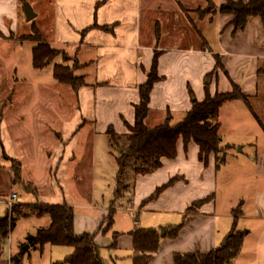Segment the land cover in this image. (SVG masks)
Segmentation results:
<instances>
[{"label":"crops","instance_id":"obj_1","mask_svg":"<svg viewBox=\"0 0 264 264\" xmlns=\"http://www.w3.org/2000/svg\"><path fill=\"white\" fill-rule=\"evenodd\" d=\"M38 1L42 10L51 12L48 36L44 37L42 32L43 38L52 48L68 55L74 49L75 54L70 56L83 65L77 70V76L84 78L85 86L75 91L53 78L57 87L69 93V101L26 98L15 106L13 99L10 104L4 103L0 110V144L11 167L0 165V169L15 171L13 163H17L19 178L14 175L25 189L29 184L36 187L35 180L40 176L54 196L46 205L67 204L74 209V201L69 200H72L71 194L81 193L76 188L81 187L83 171L91 174L95 171L98 138L109 137V129L120 136L129 134L128 126L135 124V107L140 103V87L147 82L156 52L160 53L158 72L162 81L154 86L149 107L150 116L155 115L153 120L157 124L166 119L172 122L176 117L183 118L194 101H204L207 91L212 95L230 93L236 85L248 96L250 106L242 100L226 103L220 111V130L226 127L230 130L233 125V131L237 128L245 136L254 138L260 133L264 136V24L261 18L249 19L244 30L234 32L230 25L232 17L219 13L226 0H217V3L213 0ZM21 4L19 0H0V41L2 35L16 34ZM215 5L218 12L211 15ZM195 9L205 10L206 15L192 20L186 11ZM213 25L219 42L216 49L209 47L207 39ZM9 113L15 126L7 119ZM247 115H252L251 119L254 116L256 124ZM243 117L251 121V127L243 126ZM251 148L255 157L251 158L249 168L256 171L252 184L257 187L259 180H264V142L262 146L252 143ZM162 163L156 172L136 177L134 195L141 203L146 201V206H156L157 211L168 217H186L188 221L176 238H162L160 250L150 264H173L177 253H209L221 246L235 226L231 222L235 212L239 219L250 222L241 253L253 254L252 258L242 261L238 257L232 264H264V192L254 196L247 212L239 210L232 197L225 201L221 190V201L227 206L220 213L215 200L220 168L215 156L205 166L199 160V147L191 142L185 148L180 140L177 158L163 159ZM225 165L226 162L221 166V174ZM170 181L173 184L158 193ZM37 190L42 192L39 187ZM105 216L91 224L92 230ZM220 218L225 220V225L220 226ZM158 224L167 229L175 226L170 219ZM74 229L77 236L83 235L76 218ZM14 232L16 229L9 240ZM28 235L14 244L10 261L18 256ZM106 241L113 242V237ZM249 241L252 245L248 247ZM120 250H126V264H133L131 236L119 240L113 264L123 263V255L117 254ZM3 256L2 251L0 264Z\"/></svg>","mask_w":264,"mask_h":264},{"label":"rangeland","instance_id":"obj_2","mask_svg":"<svg viewBox=\"0 0 264 264\" xmlns=\"http://www.w3.org/2000/svg\"><path fill=\"white\" fill-rule=\"evenodd\" d=\"M213 1L217 3V0ZM26 4L30 5L39 16L32 22H27L24 12L25 5L21 4L17 12L18 26L16 34L10 33L7 36L2 35V40L0 41V110L2 109L3 104L6 102L9 103L11 99H13L14 106L17 102L26 98L32 100L39 98L45 100L64 99L65 101H69V93L63 91L65 89L57 87L58 85H56V82L53 80L52 70H54L56 64H63V60L66 61L65 64H68L70 67L75 68L78 66V70L83 67L78 60L75 61L73 60L74 58L70 56L75 54L73 48L69 51V58L67 55L64 56L61 54L50 66L43 70L36 71L32 67V50L33 47L36 46V43L23 40L36 39L37 36H35L33 32L34 28H37L40 33L43 32L44 37H47V32L49 31V25L51 23V12L47 9L42 10L38 0H27ZM217 10L218 9L215 5L214 8H211L210 14H217ZM186 12L189 13V17L192 20H197L199 17L206 15V11H203L202 9L188 10ZM148 28L149 27L146 29ZM153 28L154 27H152V30ZM214 29L215 27L213 25L209 32H207V39L211 49H216L219 44L217 33ZM15 70H17L16 73ZM78 72L79 71H76L75 74L77 75ZM66 90H70V88L66 87ZM13 105L11 109L14 108ZM154 116L155 115L153 114L146 120V124L150 127L157 125V122L153 120V118H155ZM247 116L250 119L252 118V115L251 117L249 115ZM7 119L10 121L11 126H15L11 113L7 115ZM182 119L183 118L180 117L174 118L171 125L179 123ZM251 120L253 124H256L255 121H253L256 120L254 116ZM219 121L221 123L220 118ZM241 121L243 126L251 127L250 124L252 123L249 119L243 117L241 118ZM29 125L32 126V123L30 122ZM232 128L233 125H231V131L229 130V127H226V130H220L222 138L221 146L230 147V149L226 150V165L223 168L222 174L220 166L218 174V188L217 193L215 194V200L218 212L220 213L221 210L227 206L226 202L221 201V190L223 191L225 201L230 200V197H232V201L233 199L236 200V207H238L239 210L243 209L247 212L252 207V199L254 196L258 192H264V180L260 179L257 184L258 186L254 187L252 182L253 178L256 177V171L255 169L251 170L249 168V166H251V158L255 157V152H252L253 149L251 148V144L255 143L258 146H262L264 142L263 133H260L259 135L257 134L253 138L252 136H245L238 133L236 127L234 131ZM12 129L13 128L11 127V130ZM97 147L98 156L94 168L95 171L92 172V174L90 171H83L81 187L76 188L77 190H81V193L78 191V193L71 194L70 199L72 200L69 201H74L75 203V218L80 229L83 230V235H94L98 233L100 229L106 230L105 236L100 234L96 237V243L100 248L101 257L105 259L108 264H113V261L116 260L115 250H117V248H111L112 242L108 243L106 238L113 237L115 233L120 234L119 240L128 236L130 237V233L138 229H156L161 233V229L164 227L160 228L158 223L161 220L169 219L174 221V227L181 225L184 226V224L186 225L188 221L186 217H168L157 211L156 206L148 207L145 205L142 207L140 198H137L134 195L133 186L124 190L121 197L116 198V178L119 172L116 157L121 149L113 146L109 137H99L97 140ZM108 148L109 150H107ZM0 165H8L11 167L10 162L4 158L1 144ZM17 168V163H13V169L16 170ZM16 176L19 178V175ZM16 176L11 169L0 171V218L7 215L12 202V194L18 196V198L15 199L14 204H46L54 198L51 189L46 187L45 180L41 179L40 176L35 180V185L37 188L39 187L42 189L41 193H39L37 188L32 184H29L26 190ZM131 184H133L132 181ZM221 207L223 208L221 209ZM103 215H106L105 218L103 220L101 219L99 226H96V228L92 230L93 228L91 227V224L93 225V223L97 222ZM110 217H112L113 223L109 228ZM231 222L235 225L234 227L237 231L243 232L244 234L250 229V222L244 219H239V217L237 219H232ZM224 223L225 220L223 219L221 221L220 218V226L225 225ZM48 224L49 219L47 217L19 219L16 232L12 234L10 240L4 245V249L2 250L4 254L2 264H9L11 262L9 260L10 253L14 250V244L17 243V241H23L25 235L28 233L34 234L36 229ZM87 230L89 231L86 232ZM224 242L225 241H223L221 245ZM250 244L252 245L251 241L248 242L247 246L249 247ZM244 250H246V248ZM249 250L253 251V249ZM71 253L72 249L68 247L46 245L43 249L37 248L26 252L22 256L21 264H53L56 262H62ZM117 254L123 255L121 257H124L122 261L123 263L120 264H126V250H120ZM252 254L253 252L249 255L241 253L239 258L241 261L250 259L252 258Z\"/></svg>","mask_w":264,"mask_h":264},{"label":"trees","instance_id":"obj_3","mask_svg":"<svg viewBox=\"0 0 264 264\" xmlns=\"http://www.w3.org/2000/svg\"><path fill=\"white\" fill-rule=\"evenodd\" d=\"M25 4L26 0H19ZM211 11V10H210ZM219 13L232 17L230 25L234 32L242 31L249 19L259 17L264 24V0H226L220 7ZM36 39L23 40L34 42L36 46L32 50V64L34 69L43 70L51 65L59 55L70 57L65 51L52 48L43 38L37 28L33 29ZM160 53L156 52L150 72L147 73V82L140 87V103L135 107V124L128 126L129 134L117 135L113 129L107 131L113 146L122 149L116 157L119 168L117 174V188L115 197L123 195L124 190L135 185V179L140 175L156 172L163 166V159L175 160L177 158V144L183 141L185 148L192 142L199 147V160L207 166L211 156H215L217 167L220 168L226 162V150L229 146L222 147L220 135L221 123L219 121L221 108L228 102L242 100L250 106L249 98L240 87L233 85L230 93H206L204 101L193 102L192 109L185 114L183 119L171 125V120L150 127L146 120L151 114L150 102L154 86L162 81L158 72ZM77 61L76 59H73ZM64 61V60H63ZM66 62V61H64ZM221 64L217 61V68ZM80 69V68H79ZM78 66L73 68L68 64H56L53 70L54 80L77 91L85 86L83 77L75 74ZM19 175L20 169L14 171ZM131 181L133 184H131ZM173 184L170 181L158 190L161 193ZM28 188V186H27ZM26 188V189H27ZM147 202L142 203L144 207ZM235 219L238 214L235 212ZM50 219L48 226L37 229L34 234H29L18 256L11 259V264H21L22 256L32 249H43L46 245L63 246L72 249L62 262L53 264H108L100 255V248L96 243V237L106 234V230L100 229L98 233L77 236L74 229L75 212L73 207L63 205L46 204H12L7 215L0 218V256L5 243L11 233L16 229L19 219L30 218ZM109 228L112 225V217L109 218ZM177 226L171 233L162 236L156 229H138L130 233L133 240V264H150L160 250L161 240L164 237L176 238L180 229ZM120 234L113 235L111 248H117ZM245 234L234 227L226 237V245H221L209 253H177L174 255L173 264H232L239 257ZM27 249V251H26Z\"/></svg>","mask_w":264,"mask_h":264},{"label":"water","instance_id":"obj_4","mask_svg":"<svg viewBox=\"0 0 264 264\" xmlns=\"http://www.w3.org/2000/svg\"><path fill=\"white\" fill-rule=\"evenodd\" d=\"M24 5H25L24 12H25V16H26V21L32 22L33 20H35V18H37V14L34 12L33 8L30 5H28L26 3ZM120 152H122V149L120 150ZM195 206H199V204H195ZM172 231H173V228H168V229L162 228L161 229V235L165 236L167 233H171ZM222 245L223 246L226 245V242H224Z\"/></svg>","mask_w":264,"mask_h":264},{"label":"built area","instance_id":"obj_5","mask_svg":"<svg viewBox=\"0 0 264 264\" xmlns=\"http://www.w3.org/2000/svg\"><path fill=\"white\" fill-rule=\"evenodd\" d=\"M16 198H17V195L16 194H13V196L11 198L12 202L10 204V207L12 206V204H14V201H15Z\"/></svg>","mask_w":264,"mask_h":264}]
</instances>
